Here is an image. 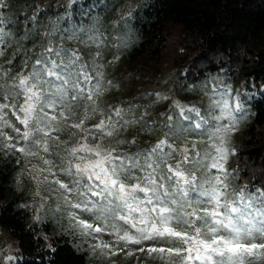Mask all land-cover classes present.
<instances>
[{
    "label": "snow or ice",
    "instance_id": "snow-or-ice-1",
    "mask_svg": "<svg viewBox=\"0 0 264 264\" xmlns=\"http://www.w3.org/2000/svg\"><path fill=\"white\" fill-rule=\"evenodd\" d=\"M18 3L0 0V152L37 161L28 172L56 193L71 234L94 254L144 245L137 251L168 264H264V180L236 184L239 173L228 167L248 114L245 86L211 77L199 86L203 109L173 101L164 121L150 123L131 104L103 108L115 87L93 16L104 0H66L45 23L35 0L8 11ZM133 126L165 131L131 151L136 138L121 133Z\"/></svg>",
    "mask_w": 264,
    "mask_h": 264
},
{
    "label": "trees",
    "instance_id": "trees-1",
    "mask_svg": "<svg viewBox=\"0 0 264 264\" xmlns=\"http://www.w3.org/2000/svg\"><path fill=\"white\" fill-rule=\"evenodd\" d=\"M41 1L46 0L35 3ZM140 8L133 21L140 40L122 72L126 96L149 89L172 66L179 69L186 89L222 71L253 81L260 97L251 102L254 115L241 132L230 166L239 173L237 184L264 180V0H145ZM131 103L138 115L139 103L135 98ZM101 105L108 107L105 101ZM112 105L126 107L129 102L113 99ZM162 134L161 127L148 132L133 126L121 136L135 137L130 150L136 151ZM15 173L14 160L0 152V228L18 244L17 264H92L89 252L56 233L52 223L31 222L14 186Z\"/></svg>",
    "mask_w": 264,
    "mask_h": 264
},
{
    "label": "rangeland",
    "instance_id": "rangeland-1",
    "mask_svg": "<svg viewBox=\"0 0 264 264\" xmlns=\"http://www.w3.org/2000/svg\"><path fill=\"white\" fill-rule=\"evenodd\" d=\"M145 0H104V4L94 9L93 16H99V20L96 21L97 27L100 33L103 34L104 45L102 50L103 61L105 65V75L107 79L113 82V87L110 91L106 92L102 97V102L105 101L109 105H112L113 99H121L124 102L132 104V100L135 98L139 103V109L136 113H146L148 120L164 121L171 109L173 101H179L184 105L195 104L202 109L206 104V98L203 91L200 90L198 85H190L195 87H184V80L182 75L179 74V69L175 67H169L166 72L160 76L157 81L151 85L149 89H143L142 92H136L135 94L124 93L125 84L123 78V66L127 62L128 54L133 47L139 42L140 36L133 25L134 16L136 12H141V6ZM14 2V0H10ZM66 0H46L41 1V7L45 9V13L41 15L40 20L42 23L47 22L49 16L53 19L61 12L65 11ZM24 2L19 0V3L15 8H9V12L21 11L20 5ZM106 5V7L104 6ZM75 10V6H73ZM30 14V12H29ZM141 16V14H139ZM30 46V45H29ZM86 52L95 53L96 49H87ZM16 69H14L15 71ZM220 76L225 78V82L231 83L233 89L245 87L242 91L248 92L250 99H246L247 115L241 121L239 131L235 133L232 138L231 147L237 149L240 141V135L243 129L252 121L253 110L251 102L258 99L259 91L253 81L248 82L240 79L238 76L228 75L226 71H222L218 74L211 75V77ZM140 91V90H138ZM264 91V87H262ZM158 93L162 97H167L163 101H158L156 94ZM126 96V97H125ZM102 107V105H101ZM96 120H91L88 123H95ZM162 128V127H161ZM163 132L165 129H163ZM6 158L14 160L15 164V182L14 186L23 196L21 207L24 208L30 215L31 222L38 225L45 223H52L55 232L58 234L68 235L71 240L81 250L88 251L90 254V260L92 264H168L167 259H162L160 254H149L146 250L144 252L137 251V248L144 245L136 246L129 245L125 251L118 252L116 255H109L101 252H92L88 243L84 237L71 234V228L67 217L64 215L63 210L57 211L59 201L56 199V193L49 191V186L45 183L37 184L31 175L36 174L35 170L30 174L28 169L32 164H36V160H32L29 164L19 154L12 155L11 153L5 154L1 152ZM230 157L228 167L231 169ZM21 160L20 164L16 163V160ZM234 183L237 184L236 180ZM39 192L40 195H36ZM1 206V203H0ZM39 216L40 220L37 221L36 217ZM105 241H111L114 237L105 235L103 237ZM151 243V242H147ZM161 246V245H157ZM132 252V255L126 253ZM8 256L16 257L14 261H8L5 258ZM0 262L1 264H17L19 262V249L17 242L12 236L5 230L0 228Z\"/></svg>",
    "mask_w": 264,
    "mask_h": 264
}]
</instances>
